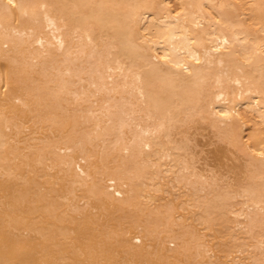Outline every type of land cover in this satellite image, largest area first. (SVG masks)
<instances>
[{
    "label": "bare ground",
    "instance_id": "1",
    "mask_svg": "<svg viewBox=\"0 0 264 264\" xmlns=\"http://www.w3.org/2000/svg\"><path fill=\"white\" fill-rule=\"evenodd\" d=\"M0 264H264V0H0Z\"/></svg>",
    "mask_w": 264,
    "mask_h": 264
},
{
    "label": "rangeland",
    "instance_id": "2",
    "mask_svg": "<svg viewBox=\"0 0 264 264\" xmlns=\"http://www.w3.org/2000/svg\"><path fill=\"white\" fill-rule=\"evenodd\" d=\"M198 133L202 134L195 136L200 147L204 150V153L200 156L202 164L206 163L209 166L208 169L219 177L223 175L229 176L231 178L230 181L243 176L244 160L233 161L234 156L226 152L224 144L220 142L213 144L217 140L213 138L212 133L209 134L208 130H199Z\"/></svg>",
    "mask_w": 264,
    "mask_h": 264
}]
</instances>
